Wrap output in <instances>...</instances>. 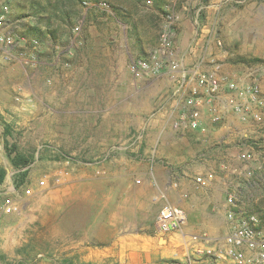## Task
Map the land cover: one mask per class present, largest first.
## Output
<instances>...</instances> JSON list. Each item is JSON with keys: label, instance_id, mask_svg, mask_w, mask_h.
I'll return each mask as SVG.
<instances>
[{"label": "rangeland", "instance_id": "rangeland-1", "mask_svg": "<svg viewBox=\"0 0 264 264\" xmlns=\"http://www.w3.org/2000/svg\"><path fill=\"white\" fill-rule=\"evenodd\" d=\"M85 2L90 4H83L74 26L53 43L20 34L25 30L20 23L35 19L19 17L28 0H11L8 28L19 38L13 46H0V169H5L0 212L9 200L21 214L0 225L1 234L6 225H15L11 236L20 244L10 255L0 252V264H130L133 257L131 264H141L146 251L135 249L139 245H120L117 255L100 259L103 246L113 240L119 244L130 235L141 242L153 238L147 246L148 264L159 261L154 251L165 250V239L156 231L157 205L147 201L159 186L150 172L166 159L157 154L159 145L180 158L186 154L180 147H189L191 135L185 136L188 144L177 141L172 146L163 143L167 128L161 137L156 133L171 74L136 78L128 66L140 50L146 58L156 47L170 5L177 16L176 54L184 65L186 54L191 60L196 56L202 65L220 63L223 75L241 79L264 64V0ZM258 80L264 95V73ZM146 147L155 151L142 153ZM12 148L28 156L27 166L17 169L11 164ZM239 153L224 172L229 179H235L234 170L242 164ZM65 160L71 177L52 183L49 174ZM144 166L143 177L139 172ZM45 175L48 183L41 184ZM255 175L241 203L244 209L258 211L264 226V167ZM143 179L147 186H141ZM128 180L136 197L131 204L123 200ZM130 251L133 257H126ZM94 252L97 259H88Z\"/></svg>", "mask_w": 264, "mask_h": 264}, {"label": "built area", "instance_id": "built-area-1", "mask_svg": "<svg viewBox=\"0 0 264 264\" xmlns=\"http://www.w3.org/2000/svg\"><path fill=\"white\" fill-rule=\"evenodd\" d=\"M83 4L90 3L84 1ZM103 5L105 4L99 3L98 7ZM10 13L11 0H0V46L4 47L13 46L16 38H19L12 28H8L12 24ZM176 21L174 6L170 5L165 10L156 47L146 58L133 59L128 66L136 78L155 76L166 69L177 81L173 95L183 99L185 111L173 122V129L203 132L204 106L210 113L211 121L219 122L221 116L214 100L222 89L227 91L230 109L240 122L261 124L264 95L258 77L264 73V64L250 69L241 79L236 75H223L221 66L217 63H213L211 71L202 69V60L188 68L176 54ZM31 42L38 44L35 39ZM216 44L222 45L220 40H216ZM238 158L242 164L234 170L235 179H227L224 198L226 227L220 238H210L205 233H186L184 227L187 217L184 209L169 201L167 186H154L152 201L160 202L155 219L157 231L161 234L178 232L182 239L180 250H176L173 257L161 264H264L262 220L257 213L244 209L241 203L248 184L257 177L256 170L264 167V159L260 160L251 150H241ZM71 175L69 160H65L53 169L49 178L52 183L58 184L68 180ZM194 181L198 186L204 184L201 176H197ZM43 183H48V175L41 179V184ZM168 186L177 187V182L172 180ZM1 211L16 216L21 214L19 207L9 200L3 204Z\"/></svg>", "mask_w": 264, "mask_h": 264}, {"label": "crops", "instance_id": "crops-1", "mask_svg": "<svg viewBox=\"0 0 264 264\" xmlns=\"http://www.w3.org/2000/svg\"><path fill=\"white\" fill-rule=\"evenodd\" d=\"M196 39L195 45H197L202 38L199 37V39ZM179 48L180 47L178 46V49ZM195 49L196 48L193 49V52L196 51ZM145 55L146 52L142 49L134 56L135 58L133 59L143 58ZM196 61H198L196 56L193 60H191V57L188 58V55H185L184 63L186 67L190 68L189 65L191 63L193 65ZM217 64L221 66L220 63ZM212 67L213 64L209 67L202 65V69L204 71H211ZM166 74H169V72L164 69L160 74L149 76L147 78H159ZM169 80L170 94L163 97L162 111L157 115L159 118L156 120L158 122L155 123L158 127L156 133L160 136L163 129L167 128L163 131V143L168 142V144L172 146L177 141L187 143L185 139L186 134L191 135L187 137L190 139L191 143L188 148L183 146L180 147L186 153L180 158L174 155L171 151L165 152V149L159 145L156 152L159 157L166 159L163 164L161 162H157L153 166V172H150V174L152 173L155 175L158 180L157 183L160 187L167 186V197L169 201L182 207L186 212L187 222L184 227L186 233H205L210 238H220L226 227V220L224 216V198L227 191L228 178L227 174L224 172L229 167V161H234L235 158H233V156L236 155L239 150H251L257 155V157H259L260 160L264 159V149L262 150L264 146V134L262 132H264V130H260L261 124H256L252 121L243 123L237 119L235 113L230 109L229 102L227 101L228 95L225 89H222L214 100V103L218 108L219 115L221 116L219 122L214 123L211 121L210 113L204 106L202 108V120L205 125V130L203 132L194 129H173V122L178 120L181 113L185 111V104L183 99L176 98V96L173 95L177 81H175V79L170 75ZM262 119H264V111L262 112ZM247 139H253L251 144L246 143ZM154 151L155 149L150 150L149 147H146V149L142 150V153H152ZM139 173L143 175V177L146 175L145 166L141 168ZM165 173H168L169 177H166ZM197 176H201L203 178V185L198 186L195 184L194 180ZM172 180L177 182V187L168 186ZM139 181L140 180L136 179V182ZM141 186H147L144 179ZM124 192L125 195L123 200L125 203L131 204L136 198L133 196L132 180H128L125 183ZM152 194L153 190L150 191L147 201L149 199L152 201ZM152 203L157 205L158 211L160 202L152 201ZM97 212H101V210H98ZM118 212H126V210H118ZM14 217L17 216L12 213L0 212V224H2L3 220H9ZM14 227L15 225H6L1 234L0 225V252L10 255L11 249L20 244L17 239H13L11 236L10 230L12 228L14 229ZM158 234L163 236L165 239V250L156 249L154 251L153 258L155 260H159L157 264H161L164 260L171 258L172 250H174V252L176 250H180L182 239L178 232H169L167 234H161L158 232ZM152 239L153 238L145 239L144 242H141L139 240H134V238L130 235L128 237H123V241L119 242V244L115 240L111 241L107 245L103 246V249L98 253L100 254V259L102 260L104 258H110L117 255L116 249L120 248V245H139V247L135 249L146 251L143 252L144 258L141 259L140 263L148 264L147 259L150 258V254L148 253L150 248L147 246L151 244L149 241ZM168 246H171L172 248L170 253L167 249ZM82 248L84 247L82 246ZM134 251H130L131 253L126 257H133V254L135 253ZM94 253L96 255L94 258L91 255H88L87 258L97 259L98 254H96L97 252ZM120 257H123V254H120ZM130 259L131 261H128V263L131 264L135 258L133 257Z\"/></svg>", "mask_w": 264, "mask_h": 264}, {"label": "trees", "instance_id": "trees-1", "mask_svg": "<svg viewBox=\"0 0 264 264\" xmlns=\"http://www.w3.org/2000/svg\"><path fill=\"white\" fill-rule=\"evenodd\" d=\"M88 0H28L26 11L20 18L32 17L33 23L21 22L24 32L20 34L30 35L39 40L58 42L61 35L66 34L79 18L83 8V2ZM117 1V0H114ZM141 0H134L137 5ZM8 157L11 164L17 168H23L29 164L26 155L17 152L15 148L9 149ZM5 175V169H0V181ZM258 212V211H254Z\"/></svg>", "mask_w": 264, "mask_h": 264}]
</instances>
